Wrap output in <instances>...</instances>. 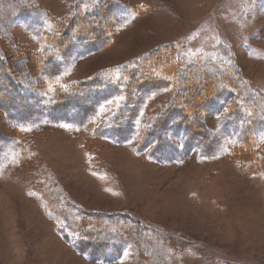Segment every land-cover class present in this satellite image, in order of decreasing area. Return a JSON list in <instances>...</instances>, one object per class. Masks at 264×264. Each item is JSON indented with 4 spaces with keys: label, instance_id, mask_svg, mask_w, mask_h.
Returning <instances> with one entry per match:
<instances>
[{
    "label": "rangeland",
    "instance_id": "1",
    "mask_svg": "<svg viewBox=\"0 0 264 264\" xmlns=\"http://www.w3.org/2000/svg\"><path fill=\"white\" fill-rule=\"evenodd\" d=\"M3 1L0 34L10 39L0 36L5 55L16 60L24 51H37L40 44L31 29L19 22L9 25L24 0ZM25 1L43 12L36 13L38 20L67 18L75 2ZM120 1L131 5L129 21L109 46L77 56L62 83L169 44L187 58L217 57L219 66L264 95V0ZM168 98V92L154 95L149 107H161ZM116 104L106 101L98 119ZM44 114L27 117L12 132L0 112V132L14 134L32 154L26 162H13L10 145L3 148L0 264H136L131 248L116 259L92 261L67 243L58 225L72 220L78 207L139 219L155 232L161 248L166 241L168 264H264V140L252 170L230 153L205 158L195 149L181 162L163 163L137 152L134 139L86 138L68 122L47 120ZM206 121L215 127L217 117Z\"/></svg>",
    "mask_w": 264,
    "mask_h": 264
},
{
    "label": "trees",
    "instance_id": "2",
    "mask_svg": "<svg viewBox=\"0 0 264 264\" xmlns=\"http://www.w3.org/2000/svg\"><path fill=\"white\" fill-rule=\"evenodd\" d=\"M37 8L24 0L9 25L19 22L31 29L40 48L30 54L24 51L25 56L15 60L0 45V112L12 132L26 124L27 117L45 112L47 120L68 122L73 132H85L86 138L134 139L137 152L159 162H181L195 149L205 158L230 153L253 169L264 140V95L248 89L242 76L219 66L217 57L187 58L172 45L162 44L126 64L62 83L77 56L110 45L129 21L131 5L120 0H75L70 15L55 20L35 18L43 13ZM0 36L10 40L6 32ZM164 92L168 101L151 109V97ZM112 99L116 109L98 119L99 107ZM209 116L217 117L215 127L207 124ZM7 144L13 162L32 158L14 134L0 132V164ZM73 209L72 220L59 224L58 230L90 260L116 259L131 248L136 264H168L166 241L161 248L155 232L131 214Z\"/></svg>",
    "mask_w": 264,
    "mask_h": 264
}]
</instances>
